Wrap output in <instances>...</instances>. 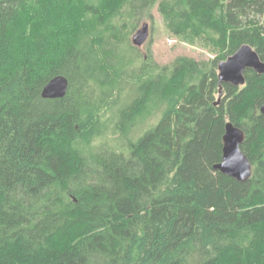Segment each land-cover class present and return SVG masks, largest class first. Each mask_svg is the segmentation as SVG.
<instances>
[{
  "label": "trees",
  "instance_id": "trees-1",
  "mask_svg": "<svg viewBox=\"0 0 264 264\" xmlns=\"http://www.w3.org/2000/svg\"><path fill=\"white\" fill-rule=\"evenodd\" d=\"M156 6L220 57H139ZM262 18L264 0H0V264H264V74L217 104L220 62H264ZM57 76L67 95L44 99ZM228 122L247 182L215 169Z\"/></svg>",
  "mask_w": 264,
  "mask_h": 264
},
{
  "label": "water",
  "instance_id": "water-1",
  "mask_svg": "<svg viewBox=\"0 0 264 264\" xmlns=\"http://www.w3.org/2000/svg\"><path fill=\"white\" fill-rule=\"evenodd\" d=\"M149 36V25L145 23L134 35L132 43L135 47L142 48ZM218 69L220 98L217 104L220 103L223 95V84H232L236 87L244 86L246 84L245 72L252 69L260 75L264 74V62L252 46L245 44L233 56L220 62ZM68 89L69 80L65 76H57L45 86L42 97L50 100L62 99L67 95ZM260 110L264 115V105ZM223 141V160L215 166V169L238 182L249 181L253 174V166L241 150L245 141L244 131L228 122Z\"/></svg>",
  "mask_w": 264,
  "mask_h": 264
},
{
  "label": "rangeland",
  "instance_id": "rangeland-1",
  "mask_svg": "<svg viewBox=\"0 0 264 264\" xmlns=\"http://www.w3.org/2000/svg\"><path fill=\"white\" fill-rule=\"evenodd\" d=\"M262 20H264V18H262ZM145 23L149 25L150 36L146 44L142 48H138L139 57L141 58H151L152 61L160 66H166L171 65L180 57L192 58L199 62H212L220 57V51L216 50L211 41L201 40V38L194 37L190 34L175 36L168 32L158 6L153 9L152 17L142 21L134 30L131 35V42L134 35ZM124 102H127V100ZM110 119H112L111 112H108L105 114L103 120L104 126L109 131L112 130ZM108 132L106 135L109 134ZM141 132L142 131L139 130L134 134V136H136L135 139ZM106 139L109 144H112L114 141L113 137H107ZM97 145H99V141H97L96 146Z\"/></svg>",
  "mask_w": 264,
  "mask_h": 264
}]
</instances>
